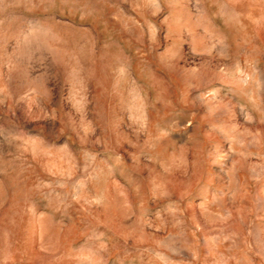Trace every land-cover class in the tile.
<instances>
[{"label":"rangeland","instance_id":"obj_1","mask_svg":"<svg viewBox=\"0 0 264 264\" xmlns=\"http://www.w3.org/2000/svg\"><path fill=\"white\" fill-rule=\"evenodd\" d=\"M0 264H264V0H0Z\"/></svg>","mask_w":264,"mask_h":264}]
</instances>
